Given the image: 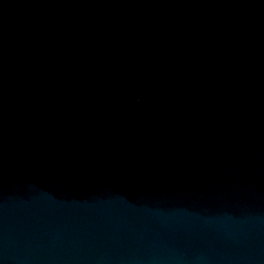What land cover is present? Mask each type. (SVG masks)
Returning <instances> with one entry per match:
<instances>
[{"label": "water", "instance_id": "1", "mask_svg": "<svg viewBox=\"0 0 264 264\" xmlns=\"http://www.w3.org/2000/svg\"><path fill=\"white\" fill-rule=\"evenodd\" d=\"M0 264H264V0H0Z\"/></svg>", "mask_w": 264, "mask_h": 264}]
</instances>
